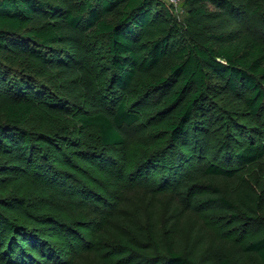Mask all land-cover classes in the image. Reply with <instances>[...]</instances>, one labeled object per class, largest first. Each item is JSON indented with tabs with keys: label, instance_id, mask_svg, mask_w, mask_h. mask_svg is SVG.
<instances>
[{
	"label": "rangeland",
	"instance_id": "rangeland-1",
	"mask_svg": "<svg viewBox=\"0 0 264 264\" xmlns=\"http://www.w3.org/2000/svg\"><path fill=\"white\" fill-rule=\"evenodd\" d=\"M43 1L76 8L75 0ZM155 1L166 7L165 1ZM231 1L236 10L221 14L205 0H183L169 20L153 3L152 27L168 36L169 51L192 42L230 51H246L251 42L264 45V0ZM195 9H205L206 16L194 14ZM80 51L91 90L76 98L64 90L77 81L58 80L28 56L7 60L23 72L14 83L28 89L36 101L25 125L33 139L28 159L17 162L0 154V211L23 230L16 240L25 247H20L22 252L36 248L31 253L38 264H160L155 263L158 252L135 248L145 240L181 250L189 264H217L216 247L240 249L264 238V219L253 222L239 211L203 208L213 188L232 201L233 190L264 181V158L241 169L234 160L247 145L264 147V102L254 116L222 81L211 80L209 103L194 121L191 135L171 148L165 127L173 119L156 117L163 106L161 91L144 99L138 87L115 92L112 71L91 34L82 39ZM258 84L264 91V82ZM92 101L105 110L122 101L139 117L123 130L120 147L103 148L96 130H80L77 116ZM3 111L0 104V119ZM44 136L46 150L35 149ZM178 158H191L185 171L191 180L186 174L175 177ZM209 164L237 173L231 178L204 175ZM242 260L262 264L253 254Z\"/></svg>",
	"mask_w": 264,
	"mask_h": 264
},
{
	"label": "trees",
	"instance_id": "trees-1",
	"mask_svg": "<svg viewBox=\"0 0 264 264\" xmlns=\"http://www.w3.org/2000/svg\"><path fill=\"white\" fill-rule=\"evenodd\" d=\"M75 1L76 8L70 9L43 0H0V104L4 109L0 119V154L17 162L28 159L33 139L26 132L25 125L36 103L32 95L29 97L28 89L14 83L17 74L23 72L14 69L7 60L28 56L44 65L58 80L77 81L64 90L68 97L76 98L91 90L79 59L82 39L90 34L112 71L111 90L114 87L115 92H130L138 87L143 92L141 99L146 98V94L161 91L163 106L156 117L173 119L165 127L173 144L171 148L191 135L194 121L209 103L207 95L211 92V80L222 81L227 92L243 100L252 115L256 116L262 109L264 91L258 81L264 82V45L251 42L246 51H230L212 44L192 42L182 43L178 49L169 51L168 36L158 34L152 27L153 3L160 6L166 20L171 18L174 8L166 2L163 1L165 7L155 0ZM205 1L221 14L236 10L231 0ZM193 13L206 16L207 11L195 9ZM169 30L173 35L179 33L175 27ZM40 94L39 91L34 96ZM138 121L139 117L132 109H126L122 101L113 110H105L98 102L92 101L88 110L77 116L80 130H96L103 148L123 145V130ZM44 138L34 145L35 149L46 150ZM78 158L87 162L82 157ZM263 158L264 147L261 144L247 145L234 154L237 169ZM190 166L191 158L189 161L178 158L175 177L189 176L186 172ZM237 169L209 164L202 173L231 178ZM186 179L191 180L192 176ZM211 192L212 197L203 208L239 211L253 222L264 219V181L256 180L250 188L233 190L232 201L217 188ZM22 231L0 211V264H38L31 253L36 248L29 247V253L22 252L20 247H25L16 241ZM135 248L143 252H158L155 263L189 264L181 250L160 242L146 243L144 240ZM216 250L219 254L217 264H246L242 257L250 254L264 264V238L240 249L218 246ZM40 256L46 257L44 251ZM141 262L148 263L149 260Z\"/></svg>",
	"mask_w": 264,
	"mask_h": 264
},
{
	"label": "built area",
	"instance_id": "built-area-1",
	"mask_svg": "<svg viewBox=\"0 0 264 264\" xmlns=\"http://www.w3.org/2000/svg\"><path fill=\"white\" fill-rule=\"evenodd\" d=\"M165 1L169 6L173 7L174 9H178L183 0H163Z\"/></svg>",
	"mask_w": 264,
	"mask_h": 264
}]
</instances>
